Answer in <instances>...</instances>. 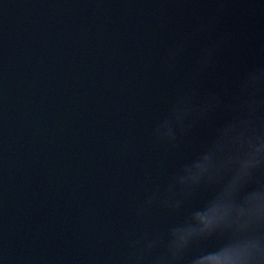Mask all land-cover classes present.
Returning a JSON list of instances; mask_svg holds the SVG:
<instances>
[{
  "label": "water",
  "instance_id": "95a60500",
  "mask_svg": "<svg viewBox=\"0 0 264 264\" xmlns=\"http://www.w3.org/2000/svg\"><path fill=\"white\" fill-rule=\"evenodd\" d=\"M211 44L203 94L264 60V0H0V264H116L179 219L136 210L211 131L151 138Z\"/></svg>",
  "mask_w": 264,
  "mask_h": 264
},
{
  "label": "clouds",
  "instance_id": "9594fccd",
  "mask_svg": "<svg viewBox=\"0 0 264 264\" xmlns=\"http://www.w3.org/2000/svg\"><path fill=\"white\" fill-rule=\"evenodd\" d=\"M183 50L179 42L164 57L175 77ZM217 51L202 49L151 131L155 145L176 152L211 126L199 150L136 210L179 219L128 239L116 264H264V60L222 92L203 94L199 80Z\"/></svg>",
  "mask_w": 264,
  "mask_h": 264
}]
</instances>
